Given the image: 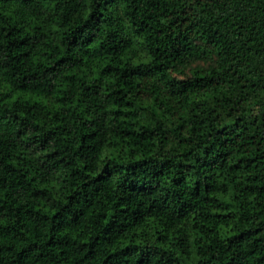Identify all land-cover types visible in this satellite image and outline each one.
<instances>
[{
  "label": "trees",
  "instance_id": "trees-1",
  "mask_svg": "<svg viewBox=\"0 0 264 264\" xmlns=\"http://www.w3.org/2000/svg\"><path fill=\"white\" fill-rule=\"evenodd\" d=\"M0 264H264V0H0Z\"/></svg>",
  "mask_w": 264,
  "mask_h": 264
}]
</instances>
